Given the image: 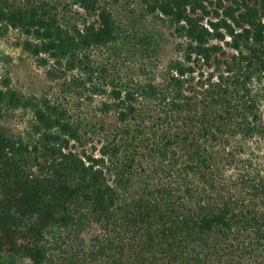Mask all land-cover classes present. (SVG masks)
I'll return each mask as SVG.
<instances>
[{"label": "trees", "instance_id": "trees-1", "mask_svg": "<svg viewBox=\"0 0 264 264\" xmlns=\"http://www.w3.org/2000/svg\"><path fill=\"white\" fill-rule=\"evenodd\" d=\"M10 34L74 98L0 89V264H264V0H0Z\"/></svg>", "mask_w": 264, "mask_h": 264}, {"label": "rangeland", "instance_id": "rangeland-1", "mask_svg": "<svg viewBox=\"0 0 264 264\" xmlns=\"http://www.w3.org/2000/svg\"><path fill=\"white\" fill-rule=\"evenodd\" d=\"M146 28L159 42L158 53L153 58L144 56L145 58L140 61L138 55L129 52L127 59L125 58L130 68L128 72L140 82L149 80L164 82L162 76L167 62L174 56L172 39L169 38L166 28L160 24L151 21L146 24ZM17 38V35L10 34L0 39V89L9 86L19 90L29 99L46 98L64 104L74 98L72 91L68 89V82H65L71 73L63 70L59 72V77L52 79L47 74V69L39 66L38 59L18 45ZM25 116L23 114L15 118L2 119L0 125L5 133L18 135L25 128L19 117L26 119ZM2 264H28V262L18 256H6Z\"/></svg>", "mask_w": 264, "mask_h": 264}]
</instances>
